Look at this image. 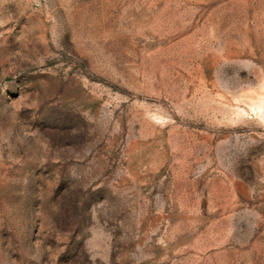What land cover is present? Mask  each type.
I'll list each match as a JSON object with an SVG mask.
<instances>
[{"label":"rangeland","instance_id":"rangeland-1","mask_svg":"<svg viewBox=\"0 0 264 264\" xmlns=\"http://www.w3.org/2000/svg\"><path fill=\"white\" fill-rule=\"evenodd\" d=\"M0 264H264V0H0Z\"/></svg>","mask_w":264,"mask_h":264}]
</instances>
